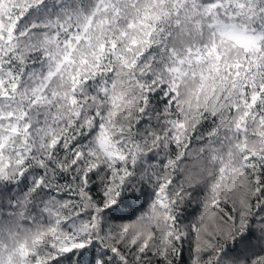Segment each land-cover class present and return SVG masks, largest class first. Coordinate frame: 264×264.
Instances as JSON below:
<instances>
[{
	"label": "snow or ice",
	"instance_id": "1",
	"mask_svg": "<svg viewBox=\"0 0 264 264\" xmlns=\"http://www.w3.org/2000/svg\"><path fill=\"white\" fill-rule=\"evenodd\" d=\"M0 264H264V0H0Z\"/></svg>",
	"mask_w": 264,
	"mask_h": 264
},
{
	"label": "trees",
	"instance_id": "2",
	"mask_svg": "<svg viewBox=\"0 0 264 264\" xmlns=\"http://www.w3.org/2000/svg\"><path fill=\"white\" fill-rule=\"evenodd\" d=\"M188 211H191V209H189ZM191 218H192L191 216L188 217L189 220H190ZM184 255H185V261H187V257H188L187 248L185 249V253H184Z\"/></svg>",
	"mask_w": 264,
	"mask_h": 264
}]
</instances>
